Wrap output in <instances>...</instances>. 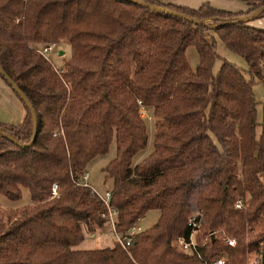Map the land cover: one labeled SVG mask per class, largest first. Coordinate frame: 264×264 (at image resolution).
Segmentation results:
<instances>
[{
	"label": "trees",
	"instance_id": "obj_1",
	"mask_svg": "<svg viewBox=\"0 0 264 264\" xmlns=\"http://www.w3.org/2000/svg\"><path fill=\"white\" fill-rule=\"evenodd\" d=\"M145 1L205 22L131 0H0V65L37 115L32 140V111L14 90L23 120L0 121L16 139L0 133V264H199L200 257L174 244L191 230L192 215L208 236L204 258L226 251L225 264H249V251H263L264 119L254 84L264 83V28L249 21L264 11L240 17L264 0H244L250 8L236 11L209 1L198 8ZM60 39L71 47L62 73L37 50ZM219 39L246 59L247 69L219 52ZM139 101L168 129L136 161L150 140ZM113 141L116 155L104 171L117 230L125 234L151 210L159 215L127 247L116 241L83 248L86 234L108 216L103 199L79 181ZM25 188L30 199L23 204Z\"/></svg>",
	"mask_w": 264,
	"mask_h": 264
},
{
	"label": "rangeland",
	"instance_id": "obj_2",
	"mask_svg": "<svg viewBox=\"0 0 264 264\" xmlns=\"http://www.w3.org/2000/svg\"><path fill=\"white\" fill-rule=\"evenodd\" d=\"M58 42L60 43V47H61L60 49L64 50V53L63 54L59 53V55H56L55 57H56L57 62L60 65H64L65 61L70 56V52H71L70 43L67 42L65 39H60ZM218 49L222 55H224L230 61L234 62L240 68L242 69L248 68V63L246 59L243 56L227 48L221 39L218 40ZM188 57H189L190 62L192 63V66H196L197 62L199 61V57H198V52L195 46H191L189 48ZM221 62H222L221 59L216 60L214 67H213L214 72H217L219 70L221 66ZM254 91H255L256 98L259 102L258 103V120L261 122L264 119V106H263L264 83L259 82V81L256 82L254 84ZM8 92H11L13 96H15L19 101H22L20 97L17 95V93L14 91L12 86L0 74V120H6V119L11 118V116L15 115L14 108L13 106H11L12 103L11 105L9 103L11 99L10 98L11 95H9ZM149 113L151 117L147 116L145 118L146 120H148L149 134H150V137L152 138L151 139L152 141H149L147 148H145L141 153L138 154L136 161L141 160L149 153V148H151L150 146L153 144V138L155 139L156 137L162 135L168 129V124L166 120L164 119V117L152 116L151 109H149ZM115 155H116V142L113 141L110 146L109 151L106 154H102V155L95 157L88 165V181L91 186L97 188L101 192H105L107 188L112 186V183L110 180L108 182L105 181L104 167ZM28 199H30V192L28 188H25L21 202L26 201ZM13 203L6 202L4 204H6L7 207L15 208ZM158 215H159L158 209L151 210L146 214V216L140 219L139 223L143 228L149 227L153 223H155V221L158 218ZM202 232L204 231L202 230ZM86 235L87 237L85 241H83L82 244L80 245L83 248H97V247H103V246H113L116 242L115 234L110 230V226H108L107 224L104 227L98 228L95 233H87ZM206 236L207 235L203 237H206ZM257 255L258 253L249 251L248 252L249 262L248 263L252 262V260Z\"/></svg>",
	"mask_w": 264,
	"mask_h": 264
},
{
	"label": "built area",
	"instance_id": "obj_3",
	"mask_svg": "<svg viewBox=\"0 0 264 264\" xmlns=\"http://www.w3.org/2000/svg\"><path fill=\"white\" fill-rule=\"evenodd\" d=\"M60 48V43L58 41H51L39 45L37 50L53 65L57 72L62 73L64 71V65H60L55 57L56 55H59L60 50H62ZM139 103L140 115L142 117H151L149 109L144 106L141 101H139ZM79 183L90 186L92 190L96 194H98L105 202L107 210H105L102 214L103 216H108L107 225L110 226V230L115 234L116 241H119L124 247H127L129 244H131L135 235L144 229L139 223L141 218H139V220L135 222L125 234L119 232L116 226L118 209L111 204L112 190L110 188H107L105 192H101L97 188L91 186L88 181V172L83 176ZM58 192L59 185L57 182H55L53 184V195H58ZM235 205L237 207H242L244 205V200L242 198H239L236 201ZM188 225L190 226L191 230L188 233L178 235L174 240V244L178 249L200 257L199 264H225L228 261L229 254L226 251L221 252L210 260L204 258L201 253V249L206 245L208 236L203 237L201 234L202 222L197 215H192L188 220ZM226 242L231 246H235L237 240L235 237H227ZM261 261L262 252L258 254L249 264H261Z\"/></svg>",
	"mask_w": 264,
	"mask_h": 264
},
{
	"label": "crops",
	"instance_id": "obj_4",
	"mask_svg": "<svg viewBox=\"0 0 264 264\" xmlns=\"http://www.w3.org/2000/svg\"><path fill=\"white\" fill-rule=\"evenodd\" d=\"M165 3H175L178 5L182 6H187V7H192V8H198L200 7L204 2L209 1L211 2L214 6L219 7V8H224V9H229V10H248L250 5L244 1V0H161ZM250 24L264 28V16L252 19L249 21ZM189 51V49H188ZM192 64V63H191ZM9 95H11L10 99V105L13 106L14 108V116H11V118L6 119V120H0L2 122H8L12 124H18L23 120L24 114H25V107L22 101H19L11 92H8ZM152 138L150 137L149 141ZM153 143H154V138H153ZM153 144L149 148V152L152 150ZM29 199L26 201H23V204L28 203ZM94 236V235H92ZM87 237V236H86ZM86 239V238H85ZM84 239V241H85Z\"/></svg>",
	"mask_w": 264,
	"mask_h": 264
},
{
	"label": "water",
	"instance_id": "obj_5",
	"mask_svg": "<svg viewBox=\"0 0 264 264\" xmlns=\"http://www.w3.org/2000/svg\"><path fill=\"white\" fill-rule=\"evenodd\" d=\"M134 1L136 3H139L141 5H144L146 7H149L151 9L154 10H161V11H165L168 13H171L173 15L179 16L181 18H184L186 20H189L191 22H195V23H202L205 22L197 17H194L190 14H187L185 12H181L179 10L176 9H171L168 8L166 6L160 5V4H155L152 2H147L145 0H131ZM264 11V4L258 6L252 13L246 15V16H241L240 19H246L252 16H256L260 13H262ZM64 50H60V54H63ZM0 73L6 78V80L9 82V84L12 86V88L20 95L21 99L26 103V105L29 107V109L32 111V117H33V138L36 136V132H37V115L36 112L34 110V107L32 105V103L30 102V100L28 99V97L26 96V94L22 91V89L20 88V86L17 84V82L4 70V68L0 65ZM0 133L3 134L4 136H7L9 138H11L12 140L16 141L15 137L7 134L1 127L0 125ZM261 264H264V248L262 251V261Z\"/></svg>",
	"mask_w": 264,
	"mask_h": 264
}]
</instances>
